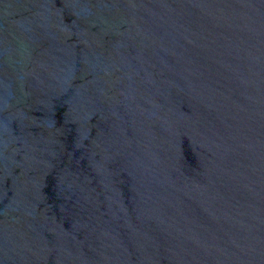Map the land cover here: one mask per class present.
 Returning <instances> with one entry per match:
<instances>
[{
	"label": "water",
	"instance_id": "1",
	"mask_svg": "<svg viewBox=\"0 0 264 264\" xmlns=\"http://www.w3.org/2000/svg\"><path fill=\"white\" fill-rule=\"evenodd\" d=\"M0 264H264V0H0Z\"/></svg>",
	"mask_w": 264,
	"mask_h": 264
}]
</instances>
